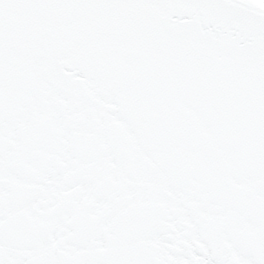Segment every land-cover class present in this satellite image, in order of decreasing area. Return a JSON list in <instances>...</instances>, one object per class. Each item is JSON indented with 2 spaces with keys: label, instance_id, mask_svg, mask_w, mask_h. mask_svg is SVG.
<instances>
[{
  "label": "snow or ice",
  "instance_id": "obj_1",
  "mask_svg": "<svg viewBox=\"0 0 264 264\" xmlns=\"http://www.w3.org/2000/svg\"><path fill=\"white\" fill-rule=\"evenodd\" d=\"M0 264H264V0H0Z\"/></svg>",
  "mask_w": 264,
  "mask_h": 264
}]
</instances>
